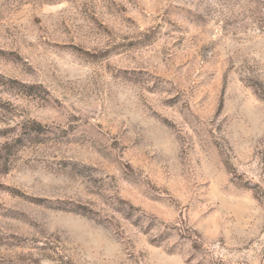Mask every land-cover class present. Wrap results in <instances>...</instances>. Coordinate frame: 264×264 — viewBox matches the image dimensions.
<instances>
[{"label": "rangeland", "instance_id": "rangeland-1", "mask_svg": "<svg viewBox=\"0 0 264 264\" xmlns=\"http://www.w3.org/2000/svg\"><path fill=\"white\" fill-rule=\"evenodd\" d=\"M0 264H264V0H0Z\"/></svg>", "mask_w": 264, "mask_h": 264}]
</instances>
